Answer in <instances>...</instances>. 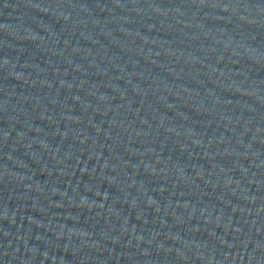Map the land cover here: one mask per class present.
Wrapping results in <instances>:
<instances>
[{"label":"water","instance_id":"1","mask_svg":"<svg viewBox=\"0 0 264 264\" xmlns=\"http://www.w3.org/2000/svg\"><path fill=\"white\" fill-rule=\"evenodd\" d=\"M0 264H264V0H0Z\"/></svg>","mask_w":264,"mask_h":264}]
</instances>
